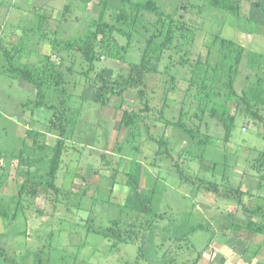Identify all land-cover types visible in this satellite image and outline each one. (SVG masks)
I'll list each match as a JSON object with an SVG mask.
<instances>
[{
    "label": "rangeland",
    "instance_id": "obj_1",
    "mask_svg": "<svg viewBox=\"0 0 264 264\" xmlns=\"http://www.w3.org/2000/svg\"><path fill=\"white\" fill-rule=\"evenodd\" d=\"M154 1L190 25L194 40H175L162 52L165 29L158 32L155 13L140 11L133 37L116 33L113 47L105 27L121 0L105 8L100 0H0V42L14 56L11 68L0 46V249L17 264H189L215 225L231 215L239 222L236 189L250 209L264 204V116H248L239 104L263 76L264 0H228L240 5L238 14L211 0ZM99 23L105 31L86 58L75 44ZM221 39L242 48L229 96L218 64L227 50ZM147 43L154 67L135 82L132 67ZM46 62L40 96L14 69ZM97 75L128 83L97 101ZM203 80L215 89L202 88ZM213 111L235 115L229 137ZM59 139L65 150L55 197L41 181ZM30 179L35 196L20 193ZM230 187L232 197L225 195ZM200 222L212 228L199 229ZM108 227H120L127 240L96 232ZM10 263L0 256V264Z\"/></svg>",
    "mask_w": 264,
    "mask_h": 264
},
{
    "label": "trees",
    "instance_id": "obj_2",
    "mask_svg": "<svg viewBox=\"0 0 264 264\" xmlns=\"http://www.w3.org/2000/svg\"><path fill=\"white\" fill-rule=\"evenodd\" d=\"M84 3H90L93 2L94 0H81ZM103 3V8H105V3H107L108 0H100ZM122 1V8L117 11L116 17H114L112 23H106L105 25L101 26V23L98 24V28H96L95 31L86 34L85 37H81V42L80 45H76L77 49L81 51L86 58L89 57L90 55V45L95 41L96 36L98 35L99 32L105 31L103 30L104 27L108 28V32L111 33V36H108L109 44L112 45L113 47L117 48L118 46V41L115 37V34L118 33L123 37H126L128 40H130L133 37V32L135 30V24L138 19V12L140 11H148V12H153L157 15V20L160 23L161 26L159 27L160 32L162 29H165L164 33V40L161 42V46H158V48L163 52L165 49L170 48L173 42L178 39H187V40H194L196 36V32L190 25H188L185 21H180V20H175L172 14H167L162 11L157 3L154 0H145V1H134V0H121ZM211 4L214 7L221 8L228 13L232 14H238L240 5L239 4H233L230 3L228 0H211ZM66 6V10H67ZM103 14L104 12L101 11ZM64 15V14H63ZM101 18V15H99ZM176 35V37H175ZM153 36H157V33H155ZM193 42V41H192ZM150 43V42H149ZM149 43H147L143 57L141 59L142 62L140 64L134 65L132 67V78H136L135 82H140L143 74L147 71L150 70V67H154L152 65V59L149 57ZM221 44L222 48H227L223 49L220 60H219V65H220V70L222 73V76L224 77L223 80V86L228 88L229 93H227V96L231 94H236L234 87V82H235V77L238 74L239 70V64L241 61V54H242V48L240 45L235 44L232 41H227L225 39H221ZM227 45V46H226ZM1 46V51L3 55L8 59L9 65L12 66L14 65V56L2 42H0ZM126 47L122 46L121 49L124 50ZM48 60V59H47ZM49 70V64L46 62L40 67H16L14 71L16 72L17 76L24 81H27L31 84H33L37 90L38 94L40 96L43 95L42 88L45 86L46 81L44 80V77L46 76L47 72ZM54 82L56 84L60 83L62 74L57 71L55 73H52ZM97 81H98V90L96 94V100H103V97L105 94L111 92V91H116V92H122L121 90H117L122 84L125 86L128 83V79H123L121 81H116L115 84L113 82H109L105 77L101 75H97ZM201 85L203 86L202 88H213L211 86L214 85V83H208V81L203 80ZM218 88V87H217ZM215 89V88H213ZM206 95L209 97L210 96V91ZM213 91V90H211ZM221 90L219 89V92ZM239 104H244L245 106V114L248 116H252L254 118L260 119V121H263V116L262 111L264 110V65H263V76L259 77L257 87L255 88L254 91L248 92V91H243L242 95L239 96ZM213 116L217 118L218 121L222 122L223 125L226 128V137H229L230 135V128L234 126L235 123V115H228L225 112L217 113L213 111ZM131 122V119L127 120V124ZM184 127V126H182ZM161 143V141H160ZM65 150V143L63 139H59L57 141L56 147L54 149V152L52 153V157L50 158L49 161V170L47 173V179L45 181H41V183H44L47 187V189L51 192H53L56 195H59L60 193V188L55 185L56 184V178L58 175V171L61 168V163H62V153ZM262 153V158L260 157V161L262 162V167L264 168V150ZM259 161V162H260ZM29 164H33L32 161H30ZM261 167V168H262ZM260 170V169H259ZM260 180V185L264 187V170L259 172ZM30 180H26L23 183V187L20 190V193L26 191V192H31L33 196L38 194V190L36 187L31 185ZM38 183V182H37ZM136 184V182H135ZM214 190L218 191L217 185H214L213 188ZM236 191L239 194L238 197V202L242 205V209L244 210L243 212L248 213V222L245 226L239 225V224H233L231 226V230H233V233H242L241 235H244L245 237H249L250 235H254L257 233H262L264 234V212L263 207L261 206H256V209H250L249 207L245 206V203H243V198L246 193H243L240 191V189H236ZM228 192V191H227ZM226 196H234V190L232 191V187L229 188V192L225 193ZM146 211L149 210L148 206H145ZM4 213V212H3ZM251 214L253 215H260L261 219L260 221H253L251 218ZM116 226H119V224L115 223ZM90 230H93L91 226L88 227ZM197 228L199 229H211V225H206L203 223H198ZM99 234L103 235L106 237V239H115L116 241L124 242L127 239H124L121 235V228L120 227H108L107 229L104 230H96ZM0 256H3V260L8 262L10 261V264H17V261L14 258H8L9 256L6 255L5 251L3 249H0Z\"/></svg>",
    "mask_w": 264,
    "mask_h": 264
},
{
    "label": "crops",
    "instance_id": "obj_3",
    "mask_svg": "<svg viewBox=\"0 0 264 264\" xmlns=\"http://www.w3.org/2000/svg\"><path fill=\"white\" fill-rule=\"evenodd\" d=\"M260 188L264 189L262 186ZM246 196L247 194L244 195ZM261 198L264 201V194H261ZM262 206L264 212V204ZM238 211L241 212L238 216L239 222L228 220L232 216L230 214L228 221H222L221 226L215 225L214 236L202 250L193 255L194 259L189 264H264V234L257 233L245 237L242 233L235 234L231 230L233 224L245 226L248 222L246 213L241 208H238ZM224 223L226 224L223 225Z\"/></svg>",
    "mask_w": 264,
    "mask_h": 264
}]
</instances>
